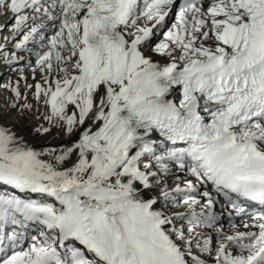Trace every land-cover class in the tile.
<instances>
[{"label": "snow or ice", "instance_id": "6c2138e0", "mask_svg": "<svg viewBox=\"0 0 264 264\" xmlns=\"http://www.w3.org/2000/svg\"><path fill=\"white\" fill-rule=\"evenodd\" d=\"M0 264H264V0H0Z\"/></svg>", "mask_w": 264, "mask_h": 264}]
</instances>
